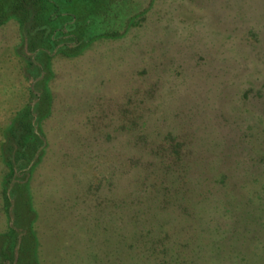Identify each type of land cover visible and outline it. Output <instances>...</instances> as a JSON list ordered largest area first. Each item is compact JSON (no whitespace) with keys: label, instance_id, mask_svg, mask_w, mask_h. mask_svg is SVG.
<instances>
[{"label":"rangeland","instance_id":"rangeland-1","mask_svg":"<svg viewBox=\"0 0 264 264\" xmlns=\"http://www.w3.org/2000/svg\"><path fill=\"white\" fill-rule=\"evenodd\" d=\"M56 1L0 0V264H264V0Z\"/></svg>","mask_w":264,"mask_h":264},{"label":"trees","instance_id":"trees-1","mask_svg":"<svg viewBox=\"0 0 264 264\" xmlns=\"http://www.w3.org/2000/svg\"><path fill=\"white\" fill-rule=\"evenodd\" d=\"M36 1L40 2L44 11H47L51 8L52 11L60 13V11L58 9L61 7H59V6H58L59 8L55 7L57 5V3H55V2H57L56 0H36ZM46 17H47V15H43V20H45ZM112 17L113 16L110 17L108 15H107V17L104 16L103 18L96 19L97 20L96 23L99 25H103L105 22L110 20V18H112ZM47 20H49V18H47ZM96 23H95V25H97ZM92 30H94V29H92ZM91 32H93V31H91ZM97 32L94 31L93 34L97 35V36L105 35V33L101 32V31H100L101 34H99V32L98 33ZM24 126L30 133H31V131L33 133V130L30 131V126H31L30 124L25 123ZM182 128L183 129H181V132H180L181 134L179 133V134L175 135L174 137L171 136L172 139L166 140V143H164V144L157 145L156 142L149 143L151 145L150 151H152V152L154 150L156 151L155 155H157V157H159L161 159V160L160 159L158 160L161 163V165L169 167V166H173L175 164H178L179 162L183 161L184 154L187 155V154H190L191 152H193V147H191L192 145H191V141H190V135L187 133L186 128H184V127H182ZM22 136H24V135H22ZM24 137H25V141L30 143V144L32 143L33 140L35 141V143L37 142L36 139H34V137H33L32 141L29 140V139H31V137L28 136L27 138H29V139H26V136H24ZM38 146H39V141L32 148H28L29 147L28 145H25V143L20 142L18 144V148H16L17 150L10 148V151H14V153L16 155L15 159L18 160L20 157L21 158L27 157L29 154L31 155V153H33V151H35V149ZM22 164L24 165L25 163H22ZM157 174L159 176H155L154 179H155L156 184L157 183L160 184V187H158V188H161L162 185H164V183H165V185H167V183L171 182L167 178L166 175H163L161 173H157ZM164 179H165V182H164ZM171 187L174 188L175 191H177L179 188V186L175 185L174 182L171 184ZM165 188L166 187H164L163 189H165ZM154 189H155V186L152 185V188L150 187V193L144 197L151 198V200L154 199L155 198ZM166 191H167V189H166ZM180 192H183V191L181 190ZM173 196L176 197V194L173 193ZM162 204H164V205L160 208H164L166 206V204L163 201H162ZM161 211L164 213V211L162 209H161ZM163 227L165 228V230L162 231L163 235L165 236L164 237L165 240H163V242H158L159 240L154 239V237L152 236V232H154L153 230H157V229L159 230V229H161L160 227H157V228L155 226H152V228L150 226H149V228L145 227L146 235L140 236V237L148 238V241L145 244L146 245H147V243L150 244L149 249L151 251L148 250V252H147L146 250H143L145 254H143L142 256H140V254H139V256L137 258L140 260V262H141V259L143 260V258H144V264H171V263H173V259L175 258L174 254H177L176 251H179L180 249H184L186 247L185 245H180V242H179L180 239L178 237V236H184V230L181 231V229L179 230L178 227H175L172 225H168V227H167V220L165 218H164ZM140 232H142V231H140ZM12 233H14V231ZM14 241H15V244H14V246H15L17 243V238H16V240L14 239ZM243 242H246L245 238H244ZM38 244L40 246L41 243L38 242ZM12 248H10V249H12ZM174 250H176V251H174ZM146 252L148 253V255L146 254ZM184 256L187 260L188 259L190 260V254H186ZM145 261H146V263H145ZM189 263H191V261ZM174 264H184L183 259L181 258V261H180V259L176 255V260H175Z\"/></svg>","mask_w":264,"mask_h":264}]
</instances>
